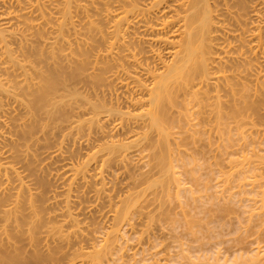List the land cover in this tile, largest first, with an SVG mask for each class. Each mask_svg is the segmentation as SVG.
<instances>
[{
	"label": "bare ground",
	"instance_id": "obj_1",
	"mask_svg": "<svg viewBox=\"0 0 264 264\" xmlns=\"http://www.w3.org/2000/svg\"><path fill=\"white\" fill-rule=\"evenodd\" d=\"M95 1L52 0L46 3L44 0H0V264H36L37 261L40 264L39 262L45 261L39 259V256H43L44 253L38 256L34 253L35 251H33L35 255L33 254L34 256L29 258V227L26 230L22 227L29 224V180H26L28 175L25 172H29V138H32L37 126L41 127L44 118L49 119V121L54 119L52 115L55 114L58 92L61 87L66 89L69 85L65 83L66 77H63L65 68L62 67L66 63L62 66V60H67L65 62H67L68 65L66 66L68 67L73 65V67L71 66L74 71L72 74L75 73L73 75H76L77 82L79 81L78 84H80L79 88L71 87L72 94L76 96V109L78 110L74 109L77 112L74 113L76 119L72 120V123H75L78 128L81 127L80 129L89 124L90 130L86 135L87 140L90 136L97 140L107 139V142L95 146L96 149L91 157V159H95L94 163L99 167V171L92 175L95 177L93 186L86 179L90 176L88 169L75 167L71 164L67 165V169L72 172L73 176H79L84 180L80 192H92L95 200H103L109 206L113 203L114 198L108 192L109 188L104 181L105 174L110 173L109 166L114 164L115 169L118 170L117 178L125 179L127 177L128 180L120 184V188L126 193L124 198L119 201L120 206L106 212L111 220L107 227L108 231L103 233L102 244L94 243L99 244L100 249H97L91 242L93 241L91 234L89 235L91 236L90 239L82 233L84 228L81 225L83 219L80 215H84V207L76 200L79 198L78 187L72 186L70 183L63 189L62 193L53 192L47 198L50 212L47 213L46 217L48 222L43 232V239H45L43 244L45 245L42 247L49 248L46 250L50 251V255H45L55 258L57 264H60L58 260L63 261L64 264H75L79 260V263L82 262V264L83 262H85L84 264H98L97 262L104 261L103 258L110 256L111 254L108 255V253L119 245L118 238L121 237L119 226L123 222L129 221L131 213L129 207L131 203L135 204L137 201L136 199L133 200V197L143 194L142 190H134L143 185L144 180L145 183L150 181L147 183L148 186L154 183L151 182L153 179L155 181L162 179L165 182L180 183L178 177L175 176L176 172H172L173 164L171 162L173 161L171 158L169 160L170 153L172 154L175 148L171 147L175 141L170 143V137L173 133H171V129L179 128L178 121H180L179 123L185 122L188 116L194 115L193 118L195 119L190 120V122L195 121L197 123L193 125L189 122L191 125L189 123L186 125H189L190 128L192 125L194 128L199 126L198 128L201 129L197 128L198 130L195 129L193 133L200 138L206 134V130L202 132L205 128L212 129L200 125L204 126L210 122L209 125L212 126L211 124L217 122L219 125L230 126L231 122L229 121H234L233 119L236 121L240 117L243 118V121L246 119V123L249 124L253 122V119L250 122L249 119L259 107L256 106L255 97L258 91V80L261 79L260 74H257L260 70L256 72L255 68L257 67L255 66L257 64L255 63L258 61L251 54L254 43L258 39V35L254 32L256 27L253 25H256V21L264 24V1L254 0L253 5L250 4V6L249 0H110V4L104 9H100L96 5H99V2L103 0ZM93 4L100 10L96 7L93 8L91 6ZM260 4H262L263 9L257 8ZM234 7L237 8L236 11H232ZM92 8L99 10L98 12L94 11V13L101 14V19L96 23L88 17L90 10H87ZM86 12L87 14H85ZM80 15L82 18L79 17ZM74 17L80 21H77V24H83L82 26H88L89 29L93 30V32L90 31L91 37L82 33L78 36L74 34L77 37L75 36L73 39L67 38L68 33L73 29L75 30V26H77ZM225 21H229L230 25L231 21L232 25H236H234L235 28L232 27L231 29L225 26ZM238 26L239 28H236ZM32 29H36V31L30 34L33 39H29V30ZM234 31H239L238 36L246 43L244 46H235L233 41H230V38H237L234 34L230 35ZM38 45H42L44 48L49 45V61L43 59L42 50L38 48ZM71 45H76V47L72 48ZM241 47H245V54L248 52L250 55L246 54L248 56L242 58L241 56H233ZM73 51L75 52L73 53L74 56H72ZM30 56L35 59L36 63H39L37 66L30 64ZM241 68L245 71L246 76H239L237 80L236 75L239 74H234L235 77H233V71ZM29 70L32 71L31 75H29ZM75 85L71 84L70 86ZM13 103L17 105L16 110L24 112L16 139L11 138L9 134L8 136L5 135V129L11 118L10 115L14 111ZM36 113L42 114L36 117ZM237 121L241 120L238 119ZM237 121L233 124L238 123ZM175 122L177 127H174ZM190 128H188V132L192 130ZM223 128H219L220 133L224 132ZM199 131L201 132L200 135ZM231 131L234 132V130ZM226 132L221 135H226L227 142H232L233 139L231 140V138L235 134L229 129ZM193 133L187 135L191 141L195 139ZM220 133L218 136H221ZM239 135L241 136V134ZM187 136L182 141L186 140ZM190 136L194 137L190 138ZM200 139L205 141L203 138ZM5 142L10 146L6 150H4ZM184 142L186 143L188 140ZM185 143L183 144L185 145ZM196 144L199 143L194 145ZM190 145L192 144L190 143ZM204 146L199 150H203ZM148 147L151 152L146 151L148 156L146 153H144L146 156L142 155L145 148ZM209 149L206 150L209 152ZM62 152L60 143L53 152L48 153V156H60ZM202 152L195 151L199 155H202ZM178 154H180L179 151ZM179 156H183V154ZM132 157L133 159L135 157L133 160L135 162L130 161L129 163L128 160L130 158L132 160ZM142 158H146L144 160L148 163L146 164ZM21 160L25 162L23 163ZM136 160L137 163L144 161L143 164L148 165V168L149 164L153 162L155 166L150 165L153 167L150 168L152 170H149V173L138 172L139 174H136L138 176L133 177L131 173L134 170L133 165ZM89 162V159L85 161L86 164ZM129 164L132 165L129 167L132 170L127 168ZM137 166L141 167L142 165ZM148 168L143 171H148ZM154 169L157 171L152 176L150 173ZM144 173L147 175H140ZM140 176L145 177L141 178ZM154 176L160 177L155 178ZM146 177H149L148 180ZM136 179L143 180L140 181L142 184ZM158 183L157 181L154 185ZM186 189L188 190V188ZM161 192L166 191L158 193ZM224 201L226 202V200ZM228 207L230 209L231 206ZM30 208V212L32 210L34 217L37 218L35 209L32 206ZM225 208L227 211V207ZM220 209L222 208L220 207ZM219 214L222 215L225 212H219ZM175 215L172 217L173 215L166 214V217L176 218L177 215ZM143 218L150 217L142 215L140 221ZM170 222L168 223L171 224ZM224 223L227 222L221 223L222 226ZM188 226L185 228L188 229ZM172 231L176 232L174 228ZM211 232L214 237L219 235L216 232L213 233L212 230ZM33 233L35 235V232ZM178 235L180 236L179 232ZM89 239L92 245L90 244V247L87 246L84 249L82 243H87ZM160 239L164 238L160 237ZM161 240L160 246L163 243ZM179 240L181 239L179 238ZM124 241L122 242L124 243ZM174 242L176 241L174 240ZM180 242L182 241L177 243ZM214 243L223 244L224 242ZM49 244L55 245L49 246ZM153 245L151 244L149 247H152V252L155 251L154 256L157 255L156 253L161 256L167 255L165 252L162 254L157 252L163 251L156 250L157 246ZM164 245L167 244L164 243L162 246ZM167 246L169 248V245ZM213 246L215 247V245ZM166 247L163 248L166 249ZM175 247H179L181 250L179 252L178 249L176 252L178 255L171 254L174 256L171 259L172 262H175V258L179 256L180 259H176L178 261L184 258H186L184 261L189 260V263H195L194 260L196 262L197 260L203 261L202 263L197 262L199 264H264V257L259 258L260 251H256L257 254L259 253V257L255 255L256 253L246 257L242 253L236 254V251L234 254L237 256H234L233 252H229L232 257L229 256L228 258H226L227 256L224 258L219 256V251H215L212 255L192 257L194 253H190L191 247L187 250L185 244ZM62 248H66L67 251ZM42 250L46 251L43 248ZM63 250L67 253L66 255H63L65 254ZM185 251L186 253L189 251V253L186 254ZM58 252H62L63 257L56 260V255H60ZM137 253L135 252V254ZM76 257H79V260H76ZM42 258L46 259L47 262L52 260L46 256ZM142 258L139 259L142 260ZM162 258V260L161 258L160 260L152 259L150 264H168L165 262L168 261L166 260L167 257ZM148 259L150 258L143 261H148ZM154 260H158L159 263H154ZM163 260L165 263L161 262ZM102 261L99 264H102ZM135 262L132 261L131 263ZM179 262L176 261V263ZM182 264H187V261Z\"/></svg>",
	"mask_w": 264,
	"mask_h": 264
},
{
	"label": "rangeland",
	"instance_id": "obj_2",
	"mask_svg": "<svg viewBox=\"0 0 264 264\" xmlns=\"http://www.w3.org/2000/svg\"><path fill=\"white\" fill-rule=\"evenodd\" d=\"M44 1L48 3L47 1H52V0H44ZM94 2L96 1L94 0ZM252 2H254V0H249L248 4L250 5L252 4ZM95 4H93L94 6L93 5L91 6L94 8L96 7ZM109 4H110V0H103L99 2V5L98 4L96 5L99 6L100 9L101 8L104 9ZM99 7H96V8L99 9ZM257 8L263 9L262 4L258 5ZM92 9L87 10V11L90 10L88 12V17L90 20L96 23L97 21H99V19H101V14L94 13V11L98 12L100 9L98 11L96 9L95 10L93 9L92 11ZM236 10H237L236 7L232 9V11H236ZM241 11L243 12V10ZM85 14H87V12ZM79 17H81V15ZM82 17L84 18L83 14H82ZM74 18H75L74 20H76L75 25H77L75 26L76 31L74 29L71 30V32L68 33L67 38H69L70 40V39H73L76 35L78 36V34L80 35L82 33L83 35L86 34L87 36L91 37V32H93V30L89 29L88 26H82L83 24L82 25L77 24L80 21H78L76 17ZM245 19H246V16H245ZM231 21H230L231 25L229 24V21H225V26L232 29V27L235 28L234 27L235 24L232 25ZM255 24L256 25H253L256 27L254 28V32L258 35V39L254 43V48H253L251 56L252 57L255 56L254 58L256 59V61H258L257 63H255L257 64V66H255L257 67L255 68V70L256 72L260 70V72L257 74H260L259 76L261 79L260 81L257 79L258 80V88H257L258 91L256 94L257 96L255 97V101L257 100L256 106H259V107L254 111L253 113L254 115L252 114L253 118L251 116V118L249 119V122L252 119H253V122L252 123L248 122L249 124H247L245 121L246 119L243 121V118L240 117L241 119L237 118L236 121L239 119L242 122L237 121L238 123L233 124V122H236L235 119H233L234 121L232 120L229 121L231 122L230 126L229 125L225 126L224 124L219 125L217 122H214V124H211L212 126L209 125L210 122L208 124L206 123V125L204 126L200 125L201 127L207 126V127L212 128V129L205 128L203 131L200 130L202 132L206 130L205 131L206 136L205 135L200 136V138H203V140H205V141H202L199 138V136L193 133L195 129L196 130L201 129V128H198L199 127L198 125H197L198 127H195V128L193 127V125H195L197 122L195 121L190 122V120L195 119L193 118L194 115H192V117L188 116L187 118L189 120L187 119L185 121L186 123L185 122L179 123L180 121L178 122L176 121L178 123L179 128L171 129V133L173 132L172 133L173 135L171 134L172 137H170V143L175 141L177 144L175 142L172 143L174 146L170 144L171 147H175L176 149L174 148L173 150L175 154L171 150L172 148L170 149V151H172V154L169 152L170 153L169 160L171 158L172 159L171 161H173L171 162L173 164L172 172L174 171L176 172V174L178 173L177 175L175 174V176L178 177L180 183L173 182V181L165 182V181H162V179L161 180L158 179L155 181L153 179L151 182H154V183H151V185L149 184L148 186L147 183L148 182L150 183V181L148 182L146 181L145 183V180H144V182H142L143 185L138 186V188L134 190V191L142 190L143 194L142 196L135 195L133 197V200L136 199L137 201L135 204L131 203L129 207V212H131L129 215V221L126 223L123 222L119 226L120 228L119 233H120V236L123 238L122 239L121 237L118 238L119 245H117L115 248L117 252L114 251L115 249H113L112 251L108 253V255L111 254L110 256H106V258L102 257L104 260V261L101 260L102 264H129V263L130 264H137V263L138 264H150L151 263L150 261H152V259L160 260L161 258L162 260L163 259L162 257H165V258L167 257L166 260L168 261L163 260L161 262L163 263L166 262L168 264H182L183 262L186 263V261H187V264H190V263L196 264L197 262L199 263L203 262L201 260H197V262L194 260L193 262L195 263H192V262L189 263L188 262L189 260L184 261V259L186 258L179 260L181 261L179 262L178 260H176V259H180L179 256H177L178 258L177 257L175 258V262H172L173 260L171 259H173L174 256H172L171 254H176V252H178L179 247H175V246L176 245L180 246V244L181 245L185 244L186 250L190 249L189 247H191V250L189 251H191L190 252L191 254L194 253L192 257L212 255L213 253H215V251L217 252L219 251L218 252L219 256L221 255L223 256V258L226 256H227L226 258H228L229 256L232 257V255L229 252H233L234 254L235 251H236V254L242 253L246 257L248 255L249 257L252 256V254H255L256 251H260V257L258 256L259 253L258 254L256 253L255 255H257L259 258H261V256L262 258L264 257V157H263L264 156V141H263L264 140L263 138V135H264V97H262L264 96V93H262L264 92V88H262L264 87V84H263L264 76H262L264 74V24L261 22L259 23V21L258 22L256 21ZM236 28H239V26ZM35 31L36 29L29 30V39H33L30 34ZM42 31L44 32L43 29ZM233 34L236 35L237 38L236 39L230 38V41H233V44L235 46L237 45L244 46L245 42L242 40V38L238 36L239 31H236V32L234 31V33L230 35H233ZM57 47L59 48V45H57ZM71 47L75 48L76 45H73V46L71 45ZM38 48L42 50L43 59L46 61H49V52H48L50 48L49 45H46L45 48L42 47V45H38ZM245 50H246L245 47H241V49L237 50V53H234L233 56H241L242 58L243 56L245 57V56L250 55V53L248 54V52L246 53L248 55H246ZM74 51L72 52V56H74L73 54L75 53ZM63 52L67 53L68 51H63ZM65 61L67 60L66 59L62 60L61 65L63 64L62 66H64V64L66 63L65 66L62 67V68H65V70L63 71L64 72L63 77L64 76L66 77L65 83L69 85L67 86L66 89H63V87H61L58 92L59 97H57L56 103H55V114L52 115L54 119L49 121V119L44 118V120H42L43 123L41 127L37 126L35 128V133L32 135V138H29V172L27 171L25 172V174L28 175L26 180H29V224L23 225L22 227L24 230H26L29 227V258L34 256L35 255L34 253H36V255L38 256L44 253L43 256H39L40 257L39 259L45 260V261L46 259L42 257L46 256V258H51L50 256L45 255V254L50 255V251L48 252L46 250L47 247L44 248L42 246L45 245L43 244V241L45 242V239H43L44 238L43 232L46 229L45 227H47L46 223L48 221L46 217H47V213L50 212V209H49L50 205H48L47 198H49L53 192L62 193L63 189L66 188L68 184L70 183H72V186L74 185L78 187L79 189L78 197L79 198L78 199L76 198V200L80 202L81 205L84 207L83 208L81 206L84 209L83 210L84 215H80L82 216L81 218L83 219L81 225H82V228L84 229L82 230V233H84V235H86L88 238H90L91 236L93 237V241H91L90 240L91 238H90L85 244L81 242L82 245H84L83 246L84 249H86V247L89 246L90 244L92 245V243L93 244L94 243L97 244L98 242L99 244L103 243V236H104L103 233H105V231L107 230V227L111 223V220L108 217L109 215L106 212L109 209H113L115 207L120 206L119 201H121L126 195V193L122 190V188H120V184H123L127 182L128 180L127 177L125 179L117 178L116 173L118 172V170L115 169L114 164H111L109 166L110 173H108L107 175L105 174V179H104V181L106 182L109 188L108 192L114 197L113 203L109 206L103 200H95L92 192H89V193L80 192L82 189L81 188L82 182L84 180L79 178V176H73L72 172H70L67 169V165H70V164L74 165L75 167L88 169V174L90 176L87 177L86 179H88V181H90L91 183L90 185L93 186V181L95 180V177H93L92 175L99 171V167H97L96 164L94 163L95 159L94 158L91 159V157H92L94 150L96 149L95 146L98 144L107 142V139L104 138V139L97 140L90 136L88 138L89 140H87L86 135L88 134L90 130L89 124H87L83 129H80L81 127L78 128V126L77 127L75 126V123H72V120L76 119L74 117L75 115L74 113L77 112L78 110L76 109L77 107L76 96L72 94L71 89L79 88L80 84H78L79 81L77 82L76 75H73L75 73L72 74L73 68H71V66L73 67V65L68 67L66 66L68 65L67 62ZM29 62L32 66H37L39 64V63H36L35 59L31 56L29 57ZM244 73L245 71L243 70V68L238 69V70L236 69L235 72L233 71V77H235L236 74H239L238 76L236 75V78L238 80L239 76L240 77L246 76ZM31 74H32V71L29 70V75ZM70 75H72L73 77ZM236 78L234 79L236 80ZM75 82H77L76 85H75ZM71 84L75 86H70ZM18 99H20V97H18ZM13 107H14V111L10 115L11 118L9 119L8 126L5 129V135L8 136L9 134L11 138L16 139L17 133L20 127L19 124L22 120V117L24 116V112L16 110L15 108L17 107V105L15 103H13ZM74 109H76L77 111ZM41 112L43 113V110ZM41 114L36 113V117ZM176 122L174 123V127H177L175 126L177 125ZM189 122L193 124L192 128H190L189 125L191 124ZM188 123L189 125H186ZM238 124L240 127L237 126ZM44 125L45 127H43ZM181 126L183 127L182 129H181ZM223 126L225 127L223 128ZM188 128L192 129L191 130L192 132L191 131L188 132ZM219 128L224 129V132L222 133H225L228 129L230 132H233L231 130H234L233 134L235 135L231 138V140L233 139L232 142H229V141L227 142V139H228L227 136L226 135L222 136L224 134L220 133L221 130H219ZM200 131H199V135L201 133ZM190 133H193V135L195 134L194 135L195 141L193 139L191 141V139H189V136H187V135H190ZM219 133L220 135L221 134L222 135L218 136ZM237 133L241 134V136L239 134L237 135ZM185 136L187 137H186V140L184 141L188 140V142H190L192 145H190V143L188 142L185 143L184 141H182ZM194 136L192 137L190 136V138H193ZM173 138L174 139L176 138V139L174 140ZM261 140H262V143H261ZM60 143H61L62 150H63L62 154L60 156L59 155L58 156H52V155L48 156V153L53 152L57 148V146L60 145ZM183 143H185V145ZM195 143H199V144L194 145ZM5 144L6 146L4 150L10 147L6 142ZM143 145L145 146V144ZM202 146H204L203 147L204 149L199 150L202 148ZM187 147H190V148H187ZM146 149H149V147L145 148V152L143 151L144 149L142 150L143 151L142 155L146 153V151L148 152L150 151V149L149 150H146ZM206 149H209L210 151L208 152V150ZM191 150H194V151L192 152ZM178 151L180 152V154H183V156H179L180 154H178ZM195 151L199 153H201L202 151L203 152H202V155H199V153H195ZM184 155H187V156L185 157ZM174 156H176L177 158ZM87 159H89L90 162L86 164L85 161ZM130 159L128 160L129 163L130 161L135 160V157L134 159L132 157V160ZM144 159L146 160V158ZM144 159L142 158V160ZM147 160H149V157H147ZM144 161H138L137 163V160H136V163H134L133 165L134 172L132 171L131 173L133 177L138 176L136 175L138 172L139 173H143V172L149 173V170H152L150 168L155 166L153 160H151V162L153 163L149 164V168H148L147 167L148 165H146L148 162L145 161L146 164H143ZM21 162L24 163L25 161L21 160ZM152 164L153 166H150ZM129 165L127 168L129 170L130 169L132 170V168H129V167H132V165L131 166ZM137 165H142V166L140 167ZM138 167H140L141 170L140 169L138 170ZM145 167L148 168V171H143L146 169ZM156 169H154V171H152L150 175L153 176V173L158 170ZM147 173L140 174V175L146 176ZM140 177L143 178L142 176ZM154 177L156 178L160 176H154ZM147 178L149 177H146V179ZM136 180H139V179H136ZM140 181H143V180H139V183ZM157 181L159 183L157 185H154L155 183H157ZM161 181L164 183H162ZM135 184H136V181H135ZM177 184L178 185L180 184V186H178ZM186 188H188V190ZM89 189H93V188H89ZM160 191H166V192L158 193ZM155 193H158V195H155ZM231 196H233L234 198ZM59 197L61 198L62 195ZM155 197L159 199L157 200ZM154 199L156 200L154 201ZM224 200H226V202ZM223 201L224 203H222ZM229 205L232 207V208L230 207L231 210L228 209ZM30 206H32L35 209L34 211L37 214V218L34 217L33 215L34 213L32 212V210H31L32 212L31 214ZM141 206H144V207H141ZM220 207L222 209H220ZM225 207H227V211ZM217 208L219 210H216ZM221 211H224L225 214H222V215L219 214V212L224 213ZM166 214L173 215L172 217H174V215L176 214L177 216L176 215L175 216L178 221L176 220V218H169V216L166 217ZM38 215L40 217L39 219H38ZM142 215L144 217L145 215L149 216L151 219L143 218L140 221V218L142 217ZM174 219H175V222H173ZM168 222H170L171 224H169ZM219 222L221 223L227 222V223H224L222 226V224ZM172 224H175V225H172ZM165 225L166 226L168 225V226L166 227ZM188 225H191V226H188ZM196 225L198 227L200 226V228H198ZM185 226H188V229L187 227L185 228ZM173 228L174 230H176V232L172 231ZM167 229H170V230H167ZM160 230L161 231L164 230V231L161 232ZM211 230L213 231V233L216 232L219 235H217V237L212 236L213 234ZM165 231L167 232L170 231V232L169 233L166 232L167 234L166 235ZM33 232H35V235ZM178 232L180 233L181 237L178 235ZM90 234L91 236H89ZM24 235H27V234H24ZM160 237H163L164 239L166 238L167 240L162 239L163 240L162 241ZM211 237H214V238H211ZM179 238L181 240H179ZM120 239L122 241L125 240L124 243ZM172 239H174L176 242H174V240ZM160 240L161 242H163L162 245L166 243L167 245H169L170 249L168 248L167 245L160 246ZM170 241L172 242L170 243ZM178 241H182V242L177 243ZM221 241L222 243L223 242L224 243L223 244L214 243V242L220 243ZM96 244H94L95 247L97 249H100L99 244L98 245ZM151 244H154L153 246H157V248H155L156 250L163 251V252L161 251H157V252L161 254L165 252V254L167 253V255L161 256L160 254L156 253L158 256L157 255L154 256L155 254L153 253L155 251L152 252L153 250L152 247H149ZM50 245H55V244H49V246ZM213 245H215V247ZM163 247H166V249H164ZM231 247L232 248L234 247V249H232ZM42 248L46 250L45 252H48V253H45L42 250ZM66 248H62V249L67 251ZM161 248H163L164 250ZM147 249L148 250L150 249L149 251H151L152 253H150ZM182 249H184V247ZM180 250L181 248L179 249V252ZM33 251L35 252L33 253ZM189 251L187 252L189 253ZM135 252H138V253L135 254ZM61 253L62 252H58V254L62 255ZM64 253L65 254L63 255L67 254L66 252ZM191 254L189 255L191 256ZM236 254H234V256ZM60 255H56V260L60 258L62 259L63 255L61 257H58ZM176 255H178V253ZM142 257H146L150 259H148V261H143L146 258H142ZM139 258H142V260H140ZM51 259L53 261L50 259H49L50 261H48L51 263H48L47 261L46 262L41 261L39 263L40 264L42 263L43 264H47V263L55 264L56 263L55 258L54 259L51 258ZM63 260L66 261L65 259ZM76 260H79V257H76ZM59 261L60 260H58V263L64 264L63 261H60V262ZM132 261L133 262L136 261L137 263L136 262L131 263ZM176 261L179 263H176ZM79 262L80 260L77 261L75 264H82V262L81 263ZM100 262H97V263L99 264ZM153 262L154 263L158 262V260L157 261L154 260ZM29 263H31L30 260H29ZM84 263L85 262H83V264ZM36 264H38V261Z\"/></svg>",
	"mask_w": 264,
	"mask_h": 264
}]
</instances>
